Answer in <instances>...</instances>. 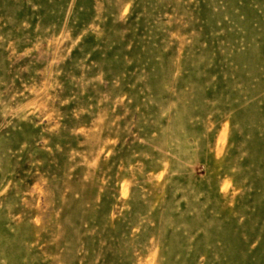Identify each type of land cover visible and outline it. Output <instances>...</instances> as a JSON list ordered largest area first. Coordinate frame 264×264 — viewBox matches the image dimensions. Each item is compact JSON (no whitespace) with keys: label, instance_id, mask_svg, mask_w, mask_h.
Listing matches in <instances>:
<instances>
[{"label":"rangeland","instance_id":"374dc122","mask_svg":"<svg viewBox=\"0 0 264 264\" xmlns=\"http://www.w3.org/2000/svg\"><path fill=\"white\" fill-rule=\"evenodd\" d=\"M0 264H264V0H0Z\"/></svg>","mask_w":264,"mask_h":264}]
</instances>
